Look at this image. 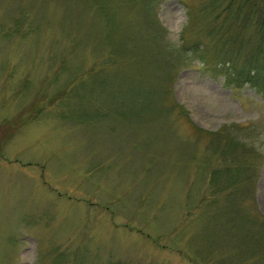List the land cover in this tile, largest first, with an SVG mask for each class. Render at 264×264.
<instances>
[{"label": "rangeland", "instance_id": "1", "mask_svg": "<svg viewBox=\"0 0 264 264\" xmlns=\"http://www.w3.org/2000/svg\"><path fill=\"white\" fill-rule=\"evenodd\" d=\"M207 1L0 0V264H264V95L202 60L264 32Z\"/></svg>", "mask_w": 264, "mask_h": 264}, {"label": "trees", "instance_id": "2", "mask_svg": "<svg viewBox=\"0 0 264 264\" xmlns=\"http://www.w3.org/2000/svg\"><path fill=\"white\" fill-rule=\"evenodd\" d=\"M236 1H238L237 6L233 7V4ZM251 1L252 0H229L228 2H226V4L221 6L220 3H218L216 0H209L207 1V3L202 5L201 13L205 12V14L207 13L212 14V18L216 16L215 20L221 19L220 23H215V24L217 26L221 24L223 28L228 20L232 21L233 24L241 28L242 26H244L245 24L244 22L246 19L248 18L256 19L259 21L255 23V26L258 29V31L262 33L264 32V0H254L252 3ZM233 8L235 12L232 13L231 10ZM188 18L191 21L192 14L190 9L188 10ZM182 38H183V34L181 35V39ZM237 41H240V38H235L233 41H230V43L235 44V42ZM184 44L189 45L190 43L184 42ZM181 49L185 51L191 50V48L189 47L185 49L184 48ZM252 54L253 57L250 58L251 59L249 63L250 67L247 66L249 68V70L247 71L239 69L237 70V73L235 72L232 73L226 70L222 65L225 62H221L222 64L220 63V61L215 63L211 61L210 63H207L206 59H202L203 67H205L212 74L223 75L228 83H233L234 80L238 78L242 80V81L240 80L241 82L243 81L249 82L259 92V94L264 95V72L262 70L264 68L258 64L256 59V52ZM202 55L204 54L202 53ZM250 71H252L253 74H250ZM215 178L216 180H219L218 175H214V179ZM216 180H214L213 182H215Z\"/></svg>", "mask_w": 264, "mask_h": 264}]
</instances>
